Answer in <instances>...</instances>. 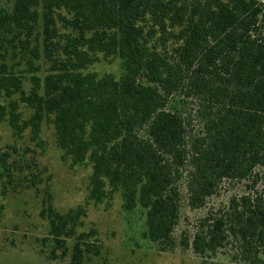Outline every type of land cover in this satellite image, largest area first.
Wrapping results in <instances>:
<instances>
[{"label":"trees","instance_id":"obj_1","mask_svg":"<svg viewBox=\"0 0 264 264\" xmlns=\"http://www.w3.org/2000/svg\"><path fill=\"white\" fill-rule=\"evenodd\" d=\"M117 57L119 77L87 70ZM40 59L49 63L44 77ZM20 102L32 109L28 119ZM7 117L15 135L30 127L33 140L50 121L63 156L92 166L85 204L60 212L46 190L40 215L49 222L50 259L69 255V239V264L99 255L97 229L78 230L86 205L120 193L125 210L145 209L144 235L161 251L181 244L201 258L226 253L264 264L263 0L0 5V122ZM15 151H0L3 195L31 168L10 160ZM34 177L27 188L41 183ZM225 180L244 189L176 238L183 200L204 207ZM3 210L0 203V220Z\"/></svg>","mask_w":264,"mask_h":264},{"label":"rangeland","instance_id":"obj_2","mask_svg":"<svg viewBox=\"0 0 264 264\" xmlns=\"http://www.w3.org/2000/svg\"><path fill=\"white\" fill-rule=\"evenodd\" d=\"M12 1L0 0V5L10 6ZM37 63L41 68L38 74L44 77L49 63L44 59ZM87 70L96 71L99 75L113 73L117 77L123 71L118 57L111 62L101 60ZM30 87L28 75L24 88L28 91ZM19 109L24 119L32 114V109L24 103H19ZM11 144L16 146V151L10 160H26L31 168L16 173V181L9 185L6 195L2 194L0 178V203L4 205L0 220V264H69L74 242L72 239L68 240L69 255L54 260L49 258L52 243L49 239L44 241V237L48 236L49 222L40 215L42 200L49 189L54 206L60 212L85 204L92 166L89 162L72 165L71 159L63 156L50 121L43 122L39 139L33 140L30 127L20 137L15 135L7 117L0 122V151L6 150ZM34 174L41 176L42 181L27 188V180L35 178ZM243 189L244 182L225 180L217 194L209 198L204 207L197 209L189 208L184 199L180 221L174 231L175 237L180 240L182 230H190L196 218L204 215L211 206L226 202L230 196ZM86 207L87 217L78 230L89 231L95 227L101 252L99 255H86L82 264H243L233 261L226 253L201 258L191 247L181 244L172 250H159L158 245L144 235L145 209L138 206L131 211L125 210L120 193L102 203L90 201Z\"/></svg>","mask_w":264,"mask_h":264}]
</instances>
